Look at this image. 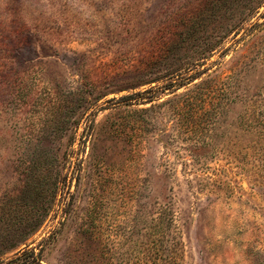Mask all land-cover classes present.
Wrapping results in <instances>:
<instances>
[{
  "label": "rangeland",
  "instance_id": "374dc122",
  "mask_svg": "<svg viewBox=\"0 0 264 264\" xmlns=\"http://www.w3.org/2000/svg\"><path fill=\"white\" fill-rule=\"evenodd\" d=\"M31 248L264 264V0H0V264Z\"/></svg>",
  "mask_w": 264,
  "mask_h": 264
},
{
  "label": "trees",
  "instance_id": "16d2710c",
  "mask_svg": "<svg viewBox=\"0 0 264 264\" xmlns=\"http://www.w3.org/2000/svg\"><path fill=\"white\" fill-rule=\"evenodd\" d=\"M199 77H196L194 80H196ZM151 90H145L141 93H136L135 96H143L150 92ZM197 96L201 97V92L197 91ZM204 95V92H203ZM131 97V96H129ZM127 98V97H126ZM201 100V99H200ZM39 254L36 252L35 248L31 249H24L16 254V256L8 261H4L1 264H36L39 263Z\"/></svg>",
  "mask_w": 264,
  "mask_h": 264
}]
</instances>
